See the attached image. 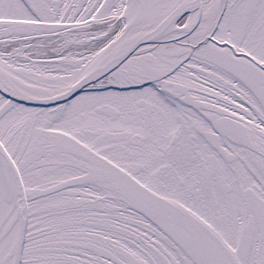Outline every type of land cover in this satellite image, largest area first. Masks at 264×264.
<instances>
[{
    "label": "snow or ice",
    "instance_id": "obj_1",
    "mask_svg": "<svg viewBox=\"0 0 264 264\" xmlns=\"http://www.w3.org/2000/svg\"><path fill=\"white\" fill-rule=\"evenodd\" d=\"M0 264H264V0H0Z\"/></svg>",
    "mask_w": 264,
    "mask_h": 264
}]
</instances>
